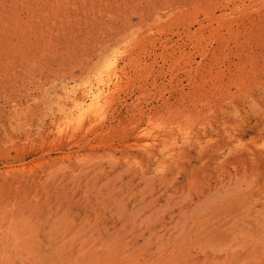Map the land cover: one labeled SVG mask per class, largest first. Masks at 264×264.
Masks as SVG:
<instances>
[{"label":"rangeland","instance_id":"obj_1","mask_svg":"<svg viewBox=\"0 0 264 264\" xmlns=\"http://www.w3.org/2000/svg\"><path fill=\"white\" fill-rule=\"evenodd\" d=\"M0 264H264V0H0Z\"/></svg>","mask_w":264,"mask_h":264},{"label":"bare ground","instance_id":"obj_2","mask_svg":"<svg viewBox=\"0 0 264 264\" xmlns=\"http://www.w3.org/2000/svg\"><path fill=\"white\" fill-rule=\"evenodd\" d=\"M73 93V92H72ZM89 96L91 97V94L89 93ZM100 98V96H99ZM102 100V99H101ZM93 105V104H92ZM87 106V105H86ZM88 110V109H87ZM87 112V111H86ZM92 112V111H91ZM83 117V116H82ZM67 118V117H66ZM78 122V121H77ZM79 123V122H78ZM59 129V128H58Z\"/></svg>","mask_w":264,"mask_h":264}]
</instances>
